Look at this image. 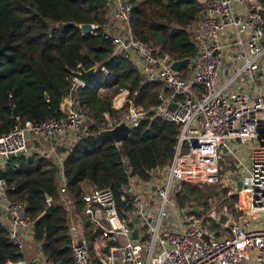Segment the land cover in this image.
Returning <instances> with one entry per match:
<instances>
[{
    "label": "built area",
    "instance_id": "2783aa9c",
    "mask_svg": "<svg viewBox=\"0 0 264 264\" xmlns=\"http://www.w3.org/2000/svg\"><path fill=\"white\" fill-rule=\"evenodd\" d=\"M196 1L200 8L191 27L196 31L197 54L182 69L187 73L174 71L172 65L179 60L136 36L131 25L134 6L129 0H106L104 22L91 24L89 34L110 40L113 56L130 59L143 85L162 86L158 105L148 110L131 106L120 116L104 113L100 129L113 130L124 123L135 129L143 119H160L180 125L181 132L168 165L151 170L144 179L132 177L128 170L129 181L121 184L118 194L111 188L85 187L80 205L65 196L64 159L59 172L61 206L67 213L68 248L74 264H96V259L100 264H264V91L257 85L264 76V0ZM78 72L70 79L62 115L39 124L26 121L0 136L1 157L26 155L31 142L44 146L67 140L73 148L96 122L78 112L76 92L86 85L76 76ZM113 88L120 91L123 105L130 102L128 88ZM171 104L176 108L171 109ZM43 153L39 155L47 158ZM228 156L238 169L232 183L236 185L235 176L242 180L243 189L237 191L249 217L232 222L231 215L215 207L201 218L189 215L178 201L182 184L203 180L218 184L221 164ZM1 211L9 222L0 217V223L24 256L25 239H35V222L27 215L26 203L9 200L4 180L0 181ZM222 214L228 217L225 224L220 223ZM19 264L56 263L41 250L36 259Z\"/></svg>",
    "mask_w": 264,
    "mask_h": 264
},
{
    "label": "trees",
    "instance_id": "16d2710c",
    "mask_svg": "<svg viewBox=\"0 0 264 264\" xmlns=\"http://www.w3.org/2000/svg\"><path fill=\"white\" fill-rule=\"evenodd\" d=\"M129 1L134 6L131 25L138 38L176 60L197 54L190 29L200 8L196 0ZM106 6V0H0V136L26 121L39 124L48 117H60L74 72L79 66L98 68L76 92L83 114L97 123L81 134L64 162L65 196L78 205L85 187L111 188L118 194L121 184L129 181L128 170L144 179L151 170L168 165L181 132L180 125L143 119L120 144L100 135L104 113L120 116L131 106L148 110L159 104L162 90L160 84L143 85L138 68L130 59L113 56L114 46L105 36L83 35L81 25L104 22ZM115 86L131 92L130 102L120 108L100 94ZM58 176L57 165L39 154L9 160L4 174L6 194L10 201L26 203L27 215L35 222V241L44 255L56 264H74ZM204 187H209V195ZM213 188L217 185L183 183L180 206L208 211L211 197L220 195ZM231 199L242 202L239 194ZM196 214L202 213H191ZM23 260L0 223V264ZM96 264H100L97 259Z\"/></svg>",
    "mask_w": 264,
    "mask_h": 264
},
{
    "label": "rangeland",
    "instance_id": "374dc122",
    "mask_svg": "<svg viewBox=\"0 0 264 264\" xmlns=\"http://www.w3.org/2000/svg\"><path fill=\"white\" fill-rule=\"evenodd\" d=\"M257 85L261 90L264 91V76L263 78H258ZM102 94H104L105 97H108L109 99H111L114 102L115 106L118 107L122 105L121 103L122 98H119V94L121 93L117 88L104 89V91H102ZM251 146L252 145L249 144V146H246V149L249 151ZM3 167H4V159L0 158V169ZM221 167L223 169L222 170V180L218 184H216L217 188H213L216 190V192H220V195L219 196L215 195L211 197V199L209 200V203L212 207H215L219 211L227 212L228 215H231L233 219L232 222H237V223L243 222L249 217L248 210H247L248 207L245 204H242V202L233 203L231 199L233 195L238 194L236 185L233 184L231 181V176L238 173V169L235 165L234 159L231 156L224 158L221 164ZM195 182L207 183L204 180L195 181ZM89 188L90 187H88V189ZM203 190L206 195L210 194L209 187H204ZM223 190H225L226 192ZM189 215H191V213H189ZM193 216L197 218H201L202 214H196ZM211 223L213 227H216V229L217 228L220 229V226H217L215 222L211 221Z\"/></svg>",
    "mask_w": 264,
    "mask_h": 264
},
{
    "label": "water",
    "instance_id": "95a60500",
    "mask_svg": "<svg viewBox=\"0 0 264 264\" xmlns=\"http://www.w3.org/2000/svg\"><path fill=\"white\" fill-rule=\"evenodd\" d=\"M80 28L82 30L83 35H87L91 32L92 25L91 24H83V25H81ZM189 65H190V59H184V60L176 61L172 65V68L176 72H181L182 69H187L189 67ZM97 69H98L97 67H93L90 70H86L83 66H79V68H78L79 72L76 73V76L81 81L86 83L88 81L89 77L97 72ZM170 108L175 109L176 104H171ZM78 112L80 113V115L83 114L81 106H79ZM15 115L17 117L19 116L16 108H15ZM140 120H142V118H140ZM133 130H134V128L132 126H128L124 123V124L116 126L113 130H102V131H100V135L109 137L116 143H122L127 137L130 136V134L133 132ZM223 152L227 153V149L223 148ZM24 155H25V153L21 152V153H18L16 155H9L8 159L13 160V159L19 158V157L24 156ZM4 174H5V171L0 170V181L4 180ZM131 176L132 177L135 176V173L132 172ZM234 180L236 181L237 190L239 192L242 191L243 183H242L241 178L239 176H235ZM192 212L205 214V212H201L199 208H194L193 210H190L187 213H192ZM227 220H228V217L225 214H222L221 218H220V223L225 224L227 222ZM134 223L135 224L138 223L137 218L134 219ZM133 237H134V239L138 238V229L134 230Z\"/></svg>",
    "mask_w": 264,
    "mask_h": 264
},
{
    "label": "crops",
    "instance_id": "0c3cea01",
    "mask_svg": "<svg viewBox=\"0 0 264 264\" xmlns=\"http://www.w3.org/2000/svg\"><path fill=\"white\" fill-rule=\"evenodd\" d=\"M107 12H108V9L106 7V15H107ZM106 15H105V17H106ZM191 32H192V38L194 40V38L196 36V31L194 30V26H193ZM101 94H102V92H101ZM102 95L105 96L104 94H102ZM71 147H72V143L70 141H67V140H64V142L60 141L56 144L55 143L45 144L44 146H42L40 144V142H31L29 144L28 152L26 153L25 156L28 157L32 154H40L41 151H44L43 154H46L45 156H47V159H49L53 163H55L57 165V167L59 168V172H61L60 167H62V163L64 162V159L67 158V156H68L67 154L71 150ZM0 158H3V157L0 156ZM3 159H4V167L0 169L1 171H5L7 165L9 164V160H6L5 158H3ZM58 182H59V186L61 187V185L63 184V181L61 179L60 173L58 176ZM0 217H2L6 221V224H8L9 217L7 216V214L5 212L1 211ZM25 245H26V249H25V253H24L25 255H24L23 262L36 259L39 256V253H41V245L39 243H37L35 241V239L27 237L25 239Z\"/></svg>",
    "mask_w": 264,
    "mask_h": 264
}]
</instances>
